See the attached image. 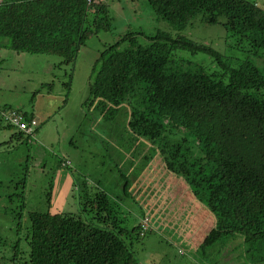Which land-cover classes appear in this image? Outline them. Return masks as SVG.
<instances>
[{
    "label": "trees",
    "instance_id": "trees-1",
    "mask_svg": "<svg viewBox=\"0 0 264 264\" xmlns=\"http://www.w3.org/2000/svg\"><path fill=\"white\" fill-rule=\"evenodd\" d=\"M146 2L174 29H183L201 14L205 24L220 23L254 49L264 48V9L255 2ZM113 28L103 0H0V47L29 55H57L58 66L74 65L80 47L92 35ZM177 50L205 53L218 69L208 73L202 67L172 68ZM92 72L83 104L103 101L127 107L128 131L153 146L165 170L182 178L214 216V225L195 251L205 258L218 242L240 239L242 259L232 260L233 264L264 263V74L260 69L249 60L231 67L212 47L183 35L174 37L166 31L146 35L138 29L106 43ZM46 85L39 83L34 96L39 91L46 94L48 90H42ZM12 115L28 126L35 120L38 136L37 118L3 105L0 129L15 128L12 139L29 142L35 136L14 125ZM57 161L60 169L71 167L69 158ZM26 179L23 174L16 196L23 207ZM87 181L74 186L81 188V212L92 216L83 218L80 210L27 212L29 251L24 264H138L134 243L149 231L145 216L130 230L121 227L110 195L95 184L90 191Z\"/></svg>",
    "mask_w": 264,
    "mask_h": 264
},
{
    "label": "rangeland",
    "instance_id": "rangeland-1",
    "mask_svg": "<svg viewBox=\"0 0 264 264\" xmlns=\"http://www.w3.org/2000/svg\"><path fill=\"white\" fill-rule=\"evenodd\" d=\"M103 1L108 5L114 28L92 35L80 47L74 65L58 66L61 58L57 55H29L12 50H9L8 59L0 58L1 101L14 99L28 110L30 102L36 99L33 91L41 82L49 84L42 90L52 91V104L60 97L59 108L56 110L55 102L52 114L41 121L39 135L31 137L29 142L12 139L11 135L16 132L13 127L0 130V264H24L28 259V211L80 210L83 218L92 216L89 211L81 212L84 209L78 199L81 188L74 186L84 179L89 180L90 191L94 190L92 184H95L110 195L120 226L129 230L139 225L144 215L152 216L146 202L148 198L165 208L171 197L179 196V186L170 180L167 184L162 160L154 147L128 131L127 107L116 108L103 101L92 106L83 104L88 96L92 66L106 43L116 42L129 30L142 29L146 35L166 31L174 37L183 35L212 47L231 67L249 60L264 74V48L254 49L246 39H240L220 23L205 24L201 14L177 30L158 17L146 0ZM249 1L264 9V0ZM139 39L141 42L145 40ZM173 57L172 68L193 70L202 67L208 73L218 69L205 53L192 55L177 50ZM261 93L264 96V89ZM60 156L70 159V168L60 169L57 161ZM23 174H27L24 207L16 197L21 191L22 184L18 182ZM49 192L48 198L46 194ZM147 220L144 221L148 224ZM151 224L149 231L134 243V251L140 259L141 255L153 256L155 264H174L189 259L187 254L179 252L181 246L175 244L176 240L167 230ZM147 239H152L153 244ZM145 242L147 249L142 252ZM213 249L221 251L213 250L205 258L195 252L196 261L211 264L212 261L224 263L242 259L240 239L218 242ZM160 250L165 252L162 257Z\"/></svg>",
    "mask_w": 264,
    "mask_h": 264
},
{
    "label": "crops",
    "instance_id": "crops-1",
    "mask_svg": "<svg viewBox=\"0 0 264 264\" xmlns=\"http://www.w3.org/2000/svg\"><path fill=\"white\" fill-rule=\"evenodd\" d=\"M10 55L11 52H9L8 50H4V49L0 50V58L6 60L10 57ZM30 57H34V56H30ZM0 88H2V85L0 86ZM50 93H52V91H48L46 94H43L42 91H39L37 93L38 95L35 101L30 102V106L28 110L18 105V101L14 99H4L2 101L0 100V106L7 105L13 108L23 109L28 113H31L35 118L39 120V122H41L42 120L47 119L52 114V106L55 104V102H56V110L59 108L58 99L60 97L55 98L56 100L52 104V94ZM45 96H48L49 98L44 99ZM60 158H68V157L60 156L58 160ZM162 171H165L164 178L167 181V184L168 181L170 180V182H174L176 186H179V189L177 190V194L179 196L171 197L172 199L169 200L168 206L165 208L163 205H160L158 203L154 204L151 201L152 199L148 198L146 202L148 201L147 205L150 208L152 214V216L150 215V217L149 216L144 217L146 220L148 219L147 220L148 227L149 224H151L152 222L151 225H153L155 228H161L163 230H167V233L170 235V237L173 240H176L175 244L177 246L178 245L181 246L183 251L181 250L179 252L183 254H187V256L189 257L188 260L175 262L174 264H204L202 262L196 261L195 250L203 240L205 234L214 225L215 218L201 203H199L193 197L190 189L188 188L187 184L182 178L167 172L163 167V165H162ZM156 185L160 187L158 183ZM167 191H169L168 188ZM171 196H173L172 193ZM147 242H151L153 244L152 239H147ZM147 242H145L143 249H141L142 252L147 249ZM148 247L153 248L151 246ZM164 255L165 252L161 251V257ZM144 257H146V259H143ZM154 259L155 257L153 256L148 257L147 255L145 256L141 255V259L139 258L138 264H155L156 260ZM233 263L234 262L231 260L230 262H224V263L222 262L218 264H233ZM211 264H216V263L212 261Z\"/></svg>",
    "mask_w": 264,
    "mask_h": 264
},
{
    "label": "built area",
    "instance_id": "built-area-1",
    "mask_svg": "<svg viewBox=\"0 0 264 264\" xmlns=\"http://www.w3.org/2000/svg\"><path fill=\"white\" fill-rule=\"evenodd\" d=\"M10 121L16 125L20 130L26 131L27 133H30L31 136L35 135L34 128L36 127V121L32 120L31 125H27L25 121L22 120V118L18 115H12L10 118ZM145 224V222H143Z\"/></svg>",
    "mask_w": 264,
    "mask_h": 264
}]
</instances>
